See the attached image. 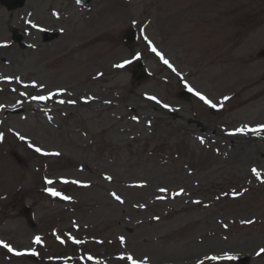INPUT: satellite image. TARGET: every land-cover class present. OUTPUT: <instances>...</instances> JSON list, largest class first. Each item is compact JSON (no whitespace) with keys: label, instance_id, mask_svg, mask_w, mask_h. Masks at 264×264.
<instances>
[{"label":"rangeland","instance_id":"rangeland-1","mask_svg":"<svg viewBox=\"0 0 264 264\" xmlns=\"http://www.w3.org/2000/svg\"><path fill=\"white\" fill-rule=\"evenodd\" d=\"M1 46L0 264H264V0L0 1Z\"/></svg>","mask_w":264,"mask_h":264},{"label":"snow or ice","instance_id":"snow-or-ice-1","mask_svg":"<svg viewBox=\"0 0 264 264\" xmlns=\"http://www.w3.org/2000/svg\"><path fill=\"white\" fill-rule=\"evenodd\" d=\"M80 0H77V3H79ZM55 14V13H54ZM33 27H37V25L33 24ZM152 51L155 52L158 56H160V58L163 60V63L168 65L170 68H172L173 66L171 65V63L167 60L164 59L163 55L157 51V49L153 46L152 47ZM131 63V61H124L121 64H117L115 65V67L117 68H124L127 64ZM173 71H175V69L173 68ZM189 91H194L191 87H189ZM195 95L197 97H199L200 100H202L205 104L209 105L210 107H217V105L215 103H213L212 100H210L208 97H206L205 95H203L200 92H195ZM50 97H46V96H38V97H34V99H38V100H47ZM150 99H156L155 97H149ZM225 100L228 99V97L224 98ZM60 103H65V101H60ZM68 103H75V101H68ZM164 107H168V105H164ZM133 119H136V117H133ZM237 132L240 133H245L246 131H251L253 133H255L256 135H259L261 132H264V124H261L255 128H248L247 126H245L244 128H240L236 130ZM0 138H2V134H0ZM21 139H24V137H20ZM201 142L203 143V138H201ZM36 152H41L42 150L40 148H36L35 149ZM55 155H58V153H54ZM253 175H255L257 178H260L261 173L256 169V168H252L251 169ZM107 179H111V177H107ZM64 183H69V181L64 180ZM47 183L51 184L52 181L49 180L47 181ZM71 183H79L78 181H71ZM49 193L52 196H62V194L58 191H56L54 188H50L48 189ZM160 191H166V189H160ZM182 191L180 193H176L175 195H180L182 194ZM234 195H237V193H233ZM113 197L117 200L120 201L121 203H123V200L121 199V197L119 195H117L116 193H112ZM63 199L68 200L70 199V197L67 196H62ZM197 203H199V201H197ZM247 223H252V221H247ZM123 239V238H121ZM35 242L36 243H40L41 242V238L39 236H37L35 238ZM0 245H2L3 247L7 248L9 252H15V250L7 243H4L3 241H0ZM16 255H21V253L19 252H15ZM257 256H260L262 254H264V248L259 249V251L256 253ZM89 259H92L91 257H89ZM128 260L131 261V264H147L146 260L143 261H137L135 260L133 257L128 256L127 257ZM238 257L236 255H233L231 253L225 252L222 255H209V256H205L204 259L202 260H198L197 264H205V261H212V262H219V261H234L237 260Z\"/></svg>","mask_w":264,"mask_h":264},{"label":"water","instance_id":"water-1","mask_svg":"<svg viewBox=\"0 0 264 264\" xmlns=\"http://www.w3.org/2000/svg\"><path fill=\"white\" fill-rule=\"evenodd\" d=\"M4 3H6V5L10 8V9H13V8H16V7H19V6H22L24 4V0H2ZM81 2L83 3H89L90 0H80ZM130 31V30H129ZM131 32V31H130ZM15 38L20 40V36L18 35H15ZM53 38V36L51 37ZM50 38H47V40H49ZM131 39H132V36L131 34L127 33L126 36H125V42L126 43H131ZM260 55H264V49L260 51L259 53ZM144 76L141 75L140 78H143ZM242 264H247L248 262V259H244V261H241Z\"/></svg>","mask_w":264,"mask_h":264},{"label":"bare ground","instance_id":"bare-ground-1","mask_svg":"<svg viewBox=\"0 0 264 264\" xmlns=\"http://www.w3.org/2000/svg\"><path fill=\"white\" fill-rule=\"evenodd\" d=\"M2 46H3V45H2ZM2 46H1L0 48H3ZM0 50H1V49H0Z\"/></svg>","mask_w":264,"mask_h":264}]
</instances>
